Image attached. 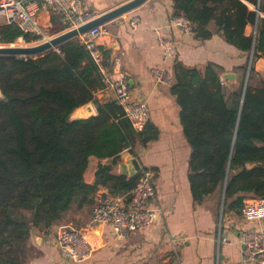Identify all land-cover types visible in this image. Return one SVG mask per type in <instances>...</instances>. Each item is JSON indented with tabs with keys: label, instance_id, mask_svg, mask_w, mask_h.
Returning a JSON list of instances; mask_svg holds the SVG:
<instances>
[{
	"label": "trees",
	"instance_id": "obj_1",
	"mask_svg": "<svg viewBox=\"0 0 264 264\" xmlns=\"http://www.w3.org/2000/svg\"><path fill=\"white\" fill-rule=\"evenodd\" d=\"M171 2L172 16L192 24L196 42L218 35L246 58L226 96L219 82L224 71L213 63L198 68L173 61L169 88L190 148L193 203L224 192V212H236L245 199L264 200V81L249 84L256 61L264 59V0ZM247 26L253 29L249 35ZM62 31L54 24L49 35ZM18 39L31 43L39 37L16 25L0 26V44ZM95 50L102 61L77 39L34 59L0 57V264H26L35 256L32 234L48 233L73 205L93 204L99 187L112 196L129 193L139 175H114L113 166L123 151L135 156L158 138L148 123L134 131L116 100L95 98L105 87L101 69L109 59L101 47ZM87 104L95 115L70 120ZM90 157L109 160L97 167L92 185L83 178Z\"/></svg>",
	"mask_w": 264,
	"mask_h": 264
},
{
	"label": "crops",
	"instance_id": "obj_2",
	"mask_svg": "<svg viewBox=\"0 0 264 264\" xmlns=\"http://www.w3.org/2000/svg\"><path fill=\"white\" fill-rule=\"evenodd\" d=\"M80 1L86 11L98 17L131 0ZM32 9L45 34L49 35L54 24L61 25L58 15L42 4ZM172 17L171 0H147L134 11L100 26L107 34L95 41V47H101L109 57L105 60L106 68L101 69L103 76L128 83L132 88L131 98L147 106V123L159 132L154 142L136 150L135 157L142 168L153 174L156 191L153 205L159 208L160 215L152 225L125 239H117L109 226H102L99 237L95 236L96 249L92 256L75 263L60 254L56 232L61 227L86 225L92 204L82 208L73 205L48 233L32 234L30 246L35 256L26 264H238L241 231L264 229V221L251 225L242 220L238 211L224 212L221 209L222 194L220 198L216 194L210 195L199 205L192 201L188 171L190 148L182 134L179 108L169 91L173 81L170 85H159L152 77L155 68L164 69L171 75L173 64L163 59L156 45L154 29H159L176 44V60L187 67L200 68L213 63L223 69L221 77L233 74L237 79L241 72L236 68L245 61L239 51L218 35L202 43L196 42L192 33H184L171 25ZM133 21L136 22L134 26L131 25ZM249 27L245 29L246 35H249ZM235 86L225 79L222 85L225 96ZM94 96L101 103L113 99L109 89H102ZM91 106L95 115V107ZM108 162V159L90 157L83 174L84 182L92 185L97 167ZM114 171L118 172V169L115 167ZM107 192L106 188L99 187L95 195Z\"/></svg>",
	"mask_w": 264,
	"mask_h": 264
},
{
	"label": "built area",
	"instance_id": "obj_3",
	"mask_svg": "<svg viewBox=\"0 0 264 264\" xmlns=\"http://www.w3.org/2000/svg\"><path fill=\"white\" fill-rule=\"evenodd\" d=\"M42 4L54 11L63 27V32L76 30L96 19V15L86 11L80 0H0V26L16 25L23 32L39 37L36 42L44 43L52 39L44 33L40 22L33 15V6ZM133 21L131 25H135ZM171 25L182 32L191 34L192 24L181 16H173ZM59 33V34H60ZM107 34L98 26L77 38L99 62V53L95 50V41ZM155 41L164 60L175 61L178 56L176 44L159 29H154ZM58 52V49L55 50ZM102 72V71H101ZM156 84L170 85L172 76L161 68L152 70ZM219 82L224 85V78ZM104 89L113 93V99L122 108L125 118L134 131L140 132L148 122V108L144 103L131 98V86L123 80L104 77ZM135 187L123 196H112L108 192L96 194L91 207L89 221L80 228L61 227L56 232V240L62 257L78 263L88 260L96 249L94 229L98 225L109 226L117 239H125L131 233L152 225L160 215L159 208L153 205L156 191L153 186V174L143 169ZM242 220L248 224H260L264 221V200L245 199L238 210ZM227 242L226 240H224ZM241 259L238 264H264V229L242 230L240 233Z\"/></svg>",
	"mask_w": 264,
	"mask_h": 264
},
{
	"label": "water",
	"instance_id": "obj_4",
	"mask_svg": "<svg viewBox=\"0 0 264 264\" xmlns=\"http://www.w3.org/2000/svg\"><path fill=\"white\" fill-rule=\"evenodd\" d=\"M147 0H131L109 12H106L96 19L84 24L83 26L79 27L76 30L63 32L60 34L55 35L52 39L47 42L38 44L32 47H0V57H14V58H33L42 56L44 53L57 50L59 47L64 45L65 43L75 40L80 36L86 34L91 29L102 26L103 24L119 18L129 12L134 11L135 9L139 8L142 4H144ZM257 30V22L254 27V36ZM253 43H255V37L253 39ZM263 59H258L256 64L254 65V71H257L258 64L262 62ZM252 62V52L249 55L247 71L244 78V90L248 82L249 72ZM224 79L231 80L234 79L235 76L233 74H224ZM1 97V91H0ZM93 116V109L91 104H87L81 108L76 109L71 115L70 120H77V119H87ZM121 162L120 164H116L113 166L111 173L114 175H122L127 178L134 177L138 175L142 170V166L138 159L131 155L129 152L124 153L123 156L120 157ZM115 167L118 169V172H115ZM224 204V192H222V199H221V209L223 208ZM222 212V210H221ZM102 225H98L95 227L94 232L97 237H99L101 233Z\"/></svg>",
	"mask_w": 264,
	"mask_h": 264
},
{
	"label": "rangeland",
	"instance_id": "obj_5",
	"mask_svg": "<svg viewBox=\"0 0 264 264\" xmlns=\"http://www.w3.org/2000/svg\"><path fill=\"white\" fill-rule=\"evenodd\" d=\"M253 31V29L251 27H249L247 29V34H251ZM38 45V43L35 41V42H31V43H25L23 40H16L13 44H0V47H32V46H36ZM36 58V57H33V59ZM246 58H244L245 60ZM257 63V62H256ZM255 63V64H256ZM264 81V62H260L258 64V68H257V71L255 70V72L253 73L252 75V79L250 80V85L252 87H258L260 82ZM226 93V91H225ZM221 213V211H220Z\"/></svg>",
	"mask_w": 264,
	"mask_h": 264
}]
</instances>
